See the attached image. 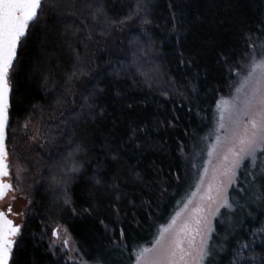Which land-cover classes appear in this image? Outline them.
<instances>
[{
  "label": "trees",
  "instance_id": "obj_1",
  "mask_svg": "<svg viewBox=\"0 0 264 264\" xmlns=\"http://www.w3.org/2000/svg\"><path fill=\"white\" fill-rule=\"evenodd\" d=\"M263 40L264 0H47L9 72L6 147L30 118L49 135L10 264H68L48 246L57 226L85 264H135L195 191L217 101ZM249 171L213 219L210 264L264 254Z\"/></svg>",
  "mask_w": 264,
  "mask_h": 264
},
{
  "label": "snow or ice",
  "instance_id": "obj_2",
  "mask_svg": "<svg viewBox=\"0 0 264 264\" xmlns=\"http://www.w3.org/2000/svg\"><path fill=\"white\" fill-rule=\"evenodd\" d=\"M46 2L47 0H0V200L14 190L10 182L9 165L6 162L8 153L5 149L6 128L9 123V72L17 58L18 48L30 34L31 26L45 12ZM144 23L149 21L145 20ZM217 110L219 116L214 129L215 143L209 146V160L205 162L203 174L196 186L197 192L192 193L195 197L204 189L200 202L179 224L177 219L181 212H177L167 226L160 227L159 235L151 247H135L132 252L135 264H210L213 255L210 241L215 231L212 220L221 214V209L232 208L229 189L238 182L239 170L248 165L252 169L259 168V171H249L248 175L254 180L259 179L264 187V165L260 163V156L264 155V57L253 55L246 65V74L240 76L233 95L230 98H220ZM71 155L70 153L67 172L76 173L79 166L71 159ZM213 158H217L219 163L212 164ZM209 165L212 166V175L204 188ZM60 183L65 187L64 203L67 204V181ZM192 203L190 198L184 209L188 210ZM213 204L216 205L214 208L211 207ZM11 211V206H8L7 213ZM7 213L0 210V264H10L14 246L18 244L16 238L21 233L20 226L14 224ZM258 231H264V227ZM53 236H59L55 229ZM64 244L67 246V240H64ZM245 247V244L240 245L241 249ZM257 259L255 254L245 257L238 252L230 264H241V261L256 264ZM259 264H264V254L259 257Z\"/></svg>",
  "mask_w": 264,
  "mask_h": 264
},
{
  "label": "rangeland",
  "instance_id": "obj_3",
  "mask_svg": "<svg viewBox=\"0 0 264 264\" xmlns=\"http://www.w3.org/2000/svg\"><path fill=\"white\" fill-rule=\"evenodd\" d=\"M253 55L258 58L264 57V40L251 47L250 52L246 56L245 60L240 64L239 68L233 72L232 84L228 93L222 96L223 98H230L233 95L234 88L238 85L240 76L246 74V65L249 64ZM218 116L219 112L216 106L214 122L210 132L209 146L215 143L214 129L217 126ZM26 123L27 127H25ZM43 125L44 124L41 123L39 118H37L36 121L35 118H30V120L23 124L21 130L22 133H20L21 135L18 137V140L15 143L9 145V147H6L5 144V149L8 153L6 162L9 165L10 182L13 184L14 190L8 193V195L3 200H0V210H3L7 213L8 206H11L12 211L11 213H7L8 218L11 219L14 224L20 226V228L23 224L27 208L31 202L32 194L35 187L37 186V183L39 182L42 171L40 159L36 151L37 149L44 151L48 147L47 143L49 140V135L47 131H45L46 126ZM209 146L206 149L203 170L205 167V162L209 160L207 155ZM218 163L219 160L217 158H213L212 164ZM208 167L209 172L208 176L205 177L204 188L207 187V182L212 175V166L209 165ZM18 169L22 170L18 172ZM5 179L8 180L9 178ZM203 190L204 189L202 188L195 197H193L191 194L190 198L192 199L193 203L189 205L188 210H185L183 206V208L179 211L181 212V216L177 219L178 224L183 219L187 218L191 214V209L200 202V195L203 194ZM194 192H197V187ZM186 203H188V201ZM215 206L216 205L213 204L211 207L214 208ZM207 211L208 208L206 205L205 214H207ZM54 229L58 231V237L53 236ZM64 240H67V246H65ZM48 246L52 253L63 257L65 262L68 264H85L80 260L77 254L76 245L72 237L62 226H57L51 230L48 237ZM248 263V261H241V264ZM256 264H259V259H257Z\"/></svg>",
  "mask_w": 264,
  "mask_h": 264
}]
</instances>
